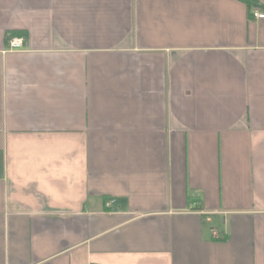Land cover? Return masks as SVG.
I'll use <instances>...</instances> for the list:
<instances>
[{
    "label": "crops",
    "instance_id": "1",
    "mask_svg": "<svg viewBox=\"0 0 264 264\" xmlns=\"http://www.w3.org/2000/svg\"><path fill=\"white\" fill-rule=\"evenodd\" d=\"M253 10L0 0V264H264Z\"/></svg>",
    "mask_w": 264,
    "mask_h": 264
},
{
    "label": "built area",
    "instance_id": "2",
    "mask_svg": "<svg viewBox=\"0 0 264 264\" xmlns=\"http://www.w3.org/2000/svg\"><path fill=\"white\" fill-rule=\"evenodd\" d=\"M251 16L255 20H262L264 19V11L253 10L251 11ZM23 41L24 40L22 38L10 39L8 41L7 49L9 51H21L23 49ZM113 204H114L113 199L108 200L107 202H105V208L109 210Z\"/></svg>",
    "mask_w": 264,
    "mask_h": 264
},
{
    "label": "trees",
    "instance_id": "3",
    "mask_svg": "<svg viewBox=\"0 0 264 264\" xmlns=\"http://www.w3.org/2000/svg\"><path fill=\"white\" fill-rule=\"evenodd\" d=\"M245 5H259L264 9V0H238ZM251 15V12H250ZM252 17V16H251Z\"/></svg>",
    "mask_w": 264,
    "mask_h": 264
}]
</instances>
